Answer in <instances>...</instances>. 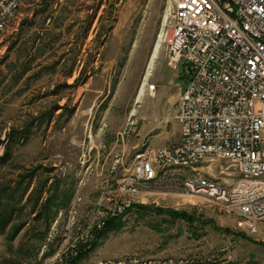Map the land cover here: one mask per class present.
Here are the masks:
<instances>
[{
  "label": "rangeland",
  "instance_id": "1",
  "mask_svg": "<svg viewBox=\"0 0 264 264\" xmlns=\"http://www.w3.org/2000/svg\"><path fill=\"white\" fill-rule=\"evenodd\" d=\"M171 0H23L0 40V264H97L117 256H193L264 264V221L202 197L115 189L146 147L175 144L162 112V39ZM25 135L28 138L25 139ZM22 138V139H21ZM9 144V143H8ZM234 176L225 161L213 174Z\"/></svg>",
  "mask_w": 264,
  "mask_h": 264
},
{
  "label": "built area",
  "instance_id": "2",
  "mask_svg": "<svg viewBox=\"0 0 264 264\" xmlns=\"http://www.w3.org/2000/svg\"><path fill=\"white\" fill-rule=\"evenodd\" d=\"M22 3L0 0V40ZM162 39L183 81L174 113L180 139L138 153L115 201L121 211L145 193L202 197L256 231L264 221V0H171ZM219 161L235 175L216 177ZM97 264L204 263L135 254Z\"/></svg>",
  "mask_w": 264,
  "mask_h": 264
},
{
  "label": "crops",
  "instance_id": "3",
  "mask_svg": "<svg viewBox=\"0 0 264 264\" xmlns=\"http://www.w3.org/2000/svg\"><path fill=\"white\" fill-rule=\"evenodd\" d=\"M167 73L168 75L159 80L157 88L159 89V98L162 102V112L165 117H168L170 122L174 121L173 116L180 99L183 90V81L180 79V72L168 65L167 61ZM178 131H180V125L177 123Z\"/></svg>",
  "mask_w": 264,
  "mask_h": 264
},
{
  "label": "trees",
  "instance_id": "4",
  "mask_svg": "<svg viewBox=\"0 0 264 264\" xmlns=\"http://www.w3.org/2000/svg\"><path fill=\"white\" fill-rule=\"evenodd\" d=\"M18 137L20 136H18V134L15 135L14 132L9 134V141H8L9 144L7 143V151L2 157H0V164L8 162L10 160L11 155H12V149L14 148V145L18 143V139H19ZM24 137L25 139H27L28 135H25ZM3 143L4 141H0V145ZM12 220H13V217L11 214L0 217V233L8 229V227L12 223Z\"/></svg>",
  "mask_w": 264,
  "mask_h": 264
}]
</instances>
